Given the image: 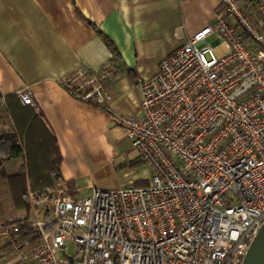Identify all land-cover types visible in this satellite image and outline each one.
<instances>
[{"label": "built area", "instance_id": "obj_1", "mask_svg": "<svg viewBox=\"0 0 264 264\" xmlns=\"http://www.w3.org/2000/svg\"><path fill=\"white\" fill-rule=\"evenodd\" d=\"M92 83L76 97L101 106ZM141 91L140 114L119 121L149 185L84 199L28 190L29 215L0 225V264H242L264 224V0H224Z\"/></svg>", "mask_w": 264, "mask_h": 264}, {"label": "crops", "instance_id": "obj_2", "mask_svg": "<svg viewBox=\"0 0 264 264\" xmlns=\"http://www.w3.org/2000/svg\"><path fill=\"white\" fill-rule=\"evenodd\" d=\"M223 2L0 0V112L10 128L1 133V124L0 136L18 133L13 113L38 116L61 154V181L48 191L51 197L123 188L113 179L128 154L125 149L131 147L134 161L141 156L119 120L140 114L141 83L153 79L163 60L194 34L213 25ZM103 36L112 41L118 57ZM79 72L83 77L74 80ZM87 82L101 85L103 105L76 97L90 89ZM23 90L32 93L34 107L21 103ZM12 96L16 99L10 103ZM9 164L18 170H7ZM24 167L22 159L4 162L1 179L2 169L11 177ZM147 182L144 187L150 178ZM27 188L31 190L30 181ZM19 213L20 220L30 209Z\"/></svg>", "mask_w": 264, "mask_h": 264}, {"label": "trees", "instance_id": "obj_3", "mask_svg": "<svg viewBox=\"0 0 264 264\" xmlns=\"http://www.w3.org/2000/svg\"><path fill=\"white\" fill-rule=\"evenodd\" d=\"M103 38L113 54L118 57L112 41L105 36ZM15 99L12 96L8 100L11 103V100ZM13 115L14 122L18 125V133L0 136V168L6 161H25V167L17 176L10 177L2 169V177L8 183L15 209L29 211L27 182L30 181V189L43 200L44 195L48 191L52 192L55 184L61 181V154L56 139L42 126L38 116L29 112H22L19 117H16L15 113Z\"/></svg>", "mask_w": 264, "mask_h": 264}, {"label": "rangeland", "instance_id": "obj_4", "mask_svg": "<svg viewBox=\"0 0 264 264\" xmlns=\"http://www.w3.org/2000/svg\"><path fill=\"white\" fill-rule=\"evenodd\" d=\"M208 45L213 47L219 56L224 51V49L220 46V42L217 40L216 36H213L208 40ZM6 123V118L3 116L2 112H0V125L2 124L1 127L4 128L1 133H6L9 131L10 128H8L9 126L6 125ZM130 151L131 147L125 149V153L128 154L125 155L123 162L119 164V167L117 168V174H115L114 176L113 181L117 184V188L144 187V185H147L148 183L147 179H151L153 175L152 167L142 158L134 161V159L132 158V151ZM11 166L12 165L9 164L6 165L5 168L9 171L18 170V166L15 169ZM93 192L94 191L87 190L79 194L77 197L79 199L89 198L93 195ZM17 211L18 210H16L13 205V200L8 185L3 181V179H1L0 176V225L19 221L18 218H21L23 216V213L17 214ZM4 251H6V249L0 248V254ZM73 253L74 245L69 244L67 247V254L72 255ZM58 256L64 257V251H60Z\"/></svg>", "mask_w": 264, "mask_h": 264}, {"label": "water", "instance_id": "obj_5", "mask_svg": "<svg viewBox=\"0 0 264 264\" xmlns=\"http://www.w3.org/2000/svg\"><path fill=\"white\" fill-rule=\"evenodd\" d=\"M242 264H264V224L251 242Z\"/></svg>", "mask_w": 264, "mask_h": 264}]
</instances>
